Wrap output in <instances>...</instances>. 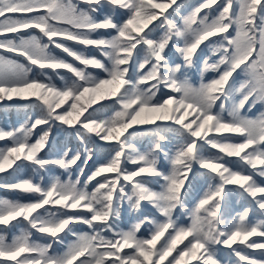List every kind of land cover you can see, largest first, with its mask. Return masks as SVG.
Instances as JSON below:
<instances>
[{"label":"snow or ice","instance_id":"snow-or-ice-1","mask_svg":"<svg viewBox=\"0 0 264 264\" xmlns=\"http://www.w3.org/2000/svg\"><path fill=\"white\" fill-rule=\"evenodd\" d=\"M0 53V264H264V0H0Z\"/></svg>","mask_w":264,"mask_h":264},{"label":"trees","instance_id":"trees-1","mask_svg":"<svg viewBox=\"0 0 264 264\" xmlns=\"http://www.w3.org/2000/svg\"><path fill=\"white\" fill-rule=\"evenodd\" d=\"M199 0H178V3H182L184 5H190L191 3H198ZM187 7H184L181 9V14L183 13V10L186 9ZM107 9L104 10V12L101 13L100 16H98L97 18H102V16L107 13ZM173 19H175L177 22L179 21V16L173 14ZM32 30H30L31 32ZM161 29H157L156 31V35L159 36L161 33ZM70 46L76 47L78 50L80 51H84L85 54L87 55H95L98 56V53L94 50V49H83L82 46H77V45H72L71 42ZM204 47V54H207V47ZM52 51L55 52L56 55L58 56H62L65 59H68L70 62L71 58L70 57H66L65 54L61 53L60 50L57 49H52ZM0 54H4V53H0ZM5 55H9L11 58L16 59L18 62L20 63H27L23 57H18V56H12L11 54H5ZM191 71H193V74H197L198 70L196 68L192 69ZM190 73V71H189ZM49 75H51V72L49 71L48 73ZM62 75H65L66 77H70V74L66 73V72H62ZM32 75H39V71L35 70L33 71ZM42 78V77H41ZM55 79V78H54ZM57 83H59V81H56ZM263 108V105L257 104L255 109L253 110V113H257L259 111H261V109ZM252 113V114H253ZM255 113V114H256ZM26 114L27 115H31L32 114V110L31 108L25 107L23 109H17L15 107H10L7 105H0V128H11V127H15L18 126L19 124L24 123L25 119H26ZM253 114V115H255ZM52 142L54 145L57 146H67L69 148H71L73 151H77L80 150L83 146L81 145L80 141L75 137V135H71L69 136L67 133H63L62 131H60L59 129H54L53 133H52ZM2 143V142H0ZM150 141L147 139H141L140 141H138V146L141 148V150H147V148L150 145ZM89 147H92L91 144L88 145ZM97 157L94 159L95 160H101L104 158L103 155V151L101 149H97ZM92 167V164H89V168L88 170H90ZM54 174L56 175H62L58 170H56L55 168L50 169ZM26 175H31V170H27ZM87 174V172H86ZM73 178H75V176H73ZM154 187V185H151ZM202 190V189H201ZM0 198H11V199H16V198H20L17 197V195L12 192V191H8V190H4V189H0ZM23 198H27V197H23ZM247 206V201H241L238 197L234 200L233 202V209L235 211H239L241 210V208ZM135 216L136 214H130L128 213V211L125 209L122 212V221H121V227H126L131 221L129 220V216ZM252 219L253 220H257L260 219V215L257 209H255L254 207L252 208ZM21 227H26V225H21ZM80 228H78L77 230H79ZM83 230H86L83 227ZM16 231V230H13ZM12 233H7L9 239L11 237ZM141 234H144V232H142ZM37 239H39L38 237H36ZM57 251L60 249H56ZM257 256H259V250L254 252ZM229 255L228 250H223L221 252V257L222 258H226Z\"/></svg>","mask_w":264,"mask_h":264},{"label":"rangeland","instance_id":"rangeland-1","mask_svg":"<svg viewBox=\"0 0 264 264\" xmlns=\"http://www.w3.org/2000/svg\"><path fill=\"white\" fill-rule=\"evenodd\" d=\"M191 4H196V3H191ZM190 9L187 7L186 9H184L183 10V13L182 14H186L187 13V11H189ZM189 74V76L193 79V82H198L199 81V74H198V72H197V74L195 75V74H193V71H191L190 70V73H188ZM207 78H211V74H209L208 76H207ZM242 79V76H238L237 77V81H239V80H241ZM263 108H264V105H263ZM256 113V112H255ZM255 113H253V114H255ZM258 113V112H257ZM252 114V115H253ZM53 173V172H52ZM54 174V173H53ZM241 210H242V208H241ZM240 211V210H239ZM261 218V217H260ZM80 229L79 230H83V226H80L79 227ZM141 235H143V234H141ZM255 252V251H254ZM254 252H252L251 254L252 255H254V256H257ZM258 258H259V256H257Z\"/></svg>","mask_w":264,"mask_h":264}]
</instances>
